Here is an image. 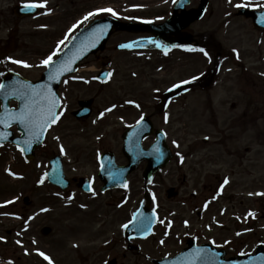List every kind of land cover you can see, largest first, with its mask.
Segmentation results:
<instances>
[{"label": "rangeland", "instance_id": "374dc122", "mask_svg": "<svg viewBox=\"0 0 264 264\" xmlns=\"http://www.w3.org/2000/svg\"><path fill=\"white\" fill-rule=\"evenodd\" d=\"M37 1L42 2V0ZM150 1L156 2L154 11L157 14L163 13L168 7L163 4H169L171 0H47L51 17L41 14L35 19L21 20L19 36H24V43L17 41L16 37L10 41V51H15L11 52V55L27 62L31 67L16 64L12 68L31 80L39 79L46 67L42 61L52 54L50 53L52 48L56 50L63 46L72 32L83 26L84 17L88 13H98L99 9L111 8L117 13L116 16L127 17L132 11L142 8L134 13L144 16L150 10L145 2ZM160 1H168V3H158ZM15 2L16 0H10L8 3L0 0V4H3L2 10L9 16V30L13 28V23L17 24L19 21L11 11V5ZM136 2L139 4H132ZM241 2L242 0H231V3L229 0H211L208 14L196 27L201 32L203 46L210 44L213 38V54L208 50L209 56L202 55L198 68H185L187 74L184 76L198 70L201 72V85L192 89V98H189L193 102L196 101L194 98H198L200 102L190 106L187 104L189 111L184 114L177 112V115L172 116L176 126L172 127L169 133V143L181 157L175 158L174 163L169 167V176L165 181L163 180L164 182L157 179L149 185L150 193L153 195V207L158 212L163 211V214L153 236L134 242L138 250H128L126 241L120 234V224L117 222L127 220L130 211L138 208L141 203L144 196V179L140 174L131 177V187L127 193L114 192L102 195L94 204L91 213H88L90 210L83 211L76 208L62 213L66 207L60 204L65 200L61 198L63 201H60L55 196L51 197L50 193L53 191L46 187L47 185L36 186L40 177L46 173L49 160L54 154H63L65 168L71 177L95 172L96 161L100 153L106 149L120 154L122 148L119 136L91 137L71 116V109L76 107L77 98L92 96L98 89L96 83L85 87L83 84H70L71 80L64 82L61 92L64 104L62 119L49 132L46 144L37 150L35 160L26 162L22 153L10 144L0 148V202L13 203L15 200V204L9 203L7 207L10 213L18 210L20 213H27L28 216L33 215L31 224L37 226L27 235L37 234L40 244H36V247L48 248L54 238L53 235L45 236L42 233L44 225L54 227L63 224L75 225L70 241H89L92 243L87 252L102 251L99 262H96L97 255L93 254L91 257L93 263L89 264H101L102 259L108 260L114 257L119 263L124 264H153L150 258H162L180 251L184 246L183 236L191 232L198 233L204 241L231 240L237 246L242 242H258L259 239H264V195H257L264 193V56L262 55L264 36L262 40V34L253 28L250 19L236 15L238 8L235 5ZM243 2H247L250 8H258L256 5L264 4V0H243ZM122 38L118 36L113 41ZM62 40L64 44L59 43ZM234 49L236 51H233ZM109 54L119 59L116 66L113 63L114 76L106 86V91L98 94L100 97L96 100L97 104L112 103L122 97L129 86L126 75L131 72L126 66L134 58L131 55L120 56L109 47L98 63ZM93 58L94 56L89 61ZM190 61L192 60L190 59L188 63ZM91 75L92 72L86 74L88 78ZM177 79L170 80L168 85ZM184 124L188 125L185 130ZM206 137L209 138L207 142L204 141ZM61 146L64 152H61ZM186 151L197 152V155L189 161L203 160L201 168L195 169L202 171L199 181L197 185L191 183L189 188L188 183L184 184L183 176L184 173L188 176H196L191 173L194 167L191 162H188L183 170L178 166V160L182 159ZM201 152L209 154L208 157L201 159ZM241 155L244 157L243 161ZM77 161L80 163H76ZM226 172L229 173L227 176L231 180L227 194H245V201H238L239 204L233 203L232 207L221 199V205H227L223 209L224 216H220V212L215 210L198 217L196 212H193V204H188L186 209H183L184 201L181 197L189 195L194 187L198 192H203L204 184L213 185L215 189ZM14 174L21 176V179H16L12 176ZM166 174L165 172L164 175ZM211 174L213 178L209 177ZM172 187L179 188V197L169 196L168 189ZM125 194L127 195L123 204L125 206L122 205L117 212L116 204ZM131 194H133L132 198H130ZM25 196L31 197V204L24 203ZM226 196L223 198L226 199ZM54 201L58 204H53ZM45 204L50 205V210L41 215L40 207ZM97 212L102 219L97 216ZM250 213L254 215H249ZM218 215L219 219H217ZM230 217L231 219L224 226L223 223H214L213 226L211 224L212 220L215 222ZM184 219L194 220L192 231L185 230L182 224ZM5 224H16V222L9 219ZM167 230H171L168 235ZM76 231L79 233L77 234ZM117 236L119 238L111 245H106L107 239ZM28 245L31 248V257H35L33 251L36 247L27 242L26 247ZM82 251L83 249L79 254L80 257ZM0 252L5 256H13V253L22 256V249L12 243L1 247ZM24 260L27 264L32 262L30 258ZM77 261L78 264H83L81 259Z\"/></svg>", "mask_w": 264, "mask_h": 264}, {"label": "flooded vegetation", "instance_id": "af4514ba", "mask_svg": "<svg viewBox=\"0 0 264 264\" xmlns=\"http://www.w3.org/2000/svg\"><path fill=\"white\" fill-rule=\"evenodd\" d=\"M6 3H8L10 0H4ZM12 1V0H11ZM23 1V2H22ZM27 1L30 0H16L17 4H28ZM148 4L149 11L145 17H132V18H125L126 21L131 22H151L155 24H162L165 21L170 18V16L173 13V5L175 4H163L165 6H168L166 9H164L163 13H157L154 11V4L155 1L145 2ZM158 3H167L164 1H160ZM198 0H191V4L189 8L197 7L199 4ZM5 4V3H4ZM11 5V11L14 13L15 16V5ZM132 4H139V3H132ZM15 6V7H14ZM3 4H0V71H3L5 69V66L1 64V61H5L6 57L10 55V41L13 40L15 37L17 38V41L20 40V42H23L24 36H19L20 33V21L25 19H31V18H17L19 21L16 23H13V28L9 30V16L5 14V12L2 10ZM42 10V9H41ZM155 13V14H154ZM200 24V21L192 23L187 29H184L181 31L179 35L173 34L171 37L173 38V43H177L180 45V47H175L171 49V51H164L161 49H139V50H121L119 49V44L123 42H127L133 39L138 38H147V37H153L152 34L146 33V34H135V33H129V32H116L112 35L110 38L106 49L95 55L93 60L85 62L83 64V71L86 73L95 72L94 80H88L83 81V85L86 87V85H92L93 83H96L98 86L97 91L89 97H82L77 98L76 105L77 107L72 109L71 112L78 109V105L81 100H93L92 101V115L89 119L80 122L83 125H85V133L89 136H120L122 137L128 130L134 128L137 126L142 120L147 119L146 127H153V133H150L149 138L145 140L144 146L145 148H148L152 142L153 138L156 136L157 131L161 130L164 131L167 135L170 133L172 127L176 126V121L173 120L172 116L177 115V112L180 114H184L185 112L189 111L190 108H187V104L191 105L193 103H199L200 100L198 98H194L196 101H191V92L193 88H196L197 86L201 85V72L200 70L193 72L192 74H189L187 76H184L187 74V71H185V68H198L200 66V59L202 57V52L199 49H202L203 41H202V35L200 30H197L196 27ZM262 34V40L264 36V31H259ZM189 34L187 40L185 36ZM24 35V34H23ZM122 36L123 38L120 40H114L115 37ZM181 41V43H179ZM210 44L208 45L210 50L213 54V38L210 40ZM264 41V40H263ZM21 45V44H20ZM22 46V45H21ZM112 47V50L114 53L120 55V56H132L134 59L130 61V64L126 66V68H129L130 74L126 75V78L128 79L127 82L129 83L128 90L124 91L123 96L118 98L117 100L113 101L112 103L107 104H97L96 100H99L100 95L106 90V86L110 84L111 81H98L97 76L102 72L104 69L108 68L110 72L113 74L115 72V66L117 65V60L119 57L113 56L112 54H109L104 59L101 60V63H98L100 58L104 56V54L107 52L108 48ZM196 49L194 51H189L188 49ZM15 51H13L14 53ZM211 54V56H212ZM262 55L264 56V51H262ZM213 58V56H212ZM190 63H188L189 60ZM94 63V64H93ZM108 66V67H106ZM112 76V75H111ZM193 77H196L197 79L193 80ZM177 80L171 82L168 85V82L172 79ZM162 80V81H161ZM192 81L189 84H183V81ZM213 81V77L211 79V82ZM79 85L81 83L77 82ZM181 84L180 88H174V85ZM74 87H71V89ZM89 89V87L87 88ZM170 89H172L170 91ZM184 99L186 101H184ZM132 103H129V102ZM136 105H139L137 107ZM108 109H111V111H107ZM103 114V115H102ZM141 117L143 119L141 120ZM185 125V124H184ZM180 128V127H179ZM188 128V125H185L184 130ZM206 151V149H204ZM203 151V152H204ZM202 156H200L201 159H206L209 154L202 153ZM241 160H244L243 155L240 156ZM203 162H195L193 165L192 173L196 174L195 177L191 179V176L187 177L186 173H184V184L188 182V188L190 184L193 182L194 185H197L200 175L202 174L201 169V163ZM76 163H80V161H77ZM186 164L187 162H181V164ZM121 164V163H120ZM146 162H143L140 164L139 169L136 171V174L143 173L144 168L146 167ZM170 166L162 170L161 172L157 173L155 176L156 178H162V180H166L169 176ZM167 173L164 175V173ZM227 173V172H226ZM209 177L213 178V174H211ZM81 177H72V184L70 187V190H73V193L69 192H62L63 195H73V196H85L86 194L82 192L79 189L80 179ZM97 179V178H96ZM91 182L92 187H97L98 183L94 178H89ZM100 181V180H99ZM163 181V182H164ZM175 188V187H174ZM203 192H193V190H196L195 187L190 192L189 195H185L181 197L182 201H184V210L186 209V205L193 204L194 210L193 212H197V216H203V213H208L209 211L213 212L215 210H218L220 212V216H224L225 214H222L224 207H227V205H221L222 200H225L226 203H229L232 207L234 206L233 203H238V201L243 202L245 201V194H221L216 189H213L212 186H208L207 184H204ZM119 190V189H116ZM114 190V191H116ZM169 196L179 197L180 196V190L179 188H175L172 190V193L169 194ZM226 196V199L223 198ZM195 202V203H192ZM186 202V203H185ZM239 204V203H238ZM69 206L62 210V213L68 212ZM213 213H211V216ZM219 215L217 216V219H219ZM230 218L226 219H220L216 220V223H223L226 224ZM187 219H185L186 221ZM0 221H8V216L4 213L0 215ZM238 221V220H237ZM194 223V220H190L188 226L185 228L186 231H192L193 228L192 225ZM206 224V223H205ZM212 226L214 225L213 220L211 221ZM36 226H21L18 225L14 229H9L4 224L0 223V248L4 245L7 246V239L9 241V237L17 236L15 234V231L19 234L20 230L25 231L27 233L33 232V229ZM40 226H38L39 229ZM75 225L74 224H63L60 226H54L51 228V230L48 232V234H45V236L53 235V239L51 240V243L49 244L48 248L46 246L41 247L38 251L45 253L47 256L51 258L53 261V264H78L79 259L82 260L83 264H89L93 263V260H91V257L93 254L97 255L96 262H99V257L102 254V251H89L87 250L90 247V244L92 242L89 241H70V235H73V230ZM77 234L79 231H76ZM192 238L199 239L198 233H190ZM187 235V234H186ZM27 237V236H26ZM5 239V241L3 240ZM187 239V236H186ZM19 241V247L25 248L26 241L22 236H18ZM30 243V242H29ZM264 241L259 240L258 242H242L241 247L234 245L229 240L227 241H216L213 240V244L218 247V249L223 250L225 253V257H237L244 254H250L253 253L258 245L263 244ZM54 245V246H51ZM18 247V248H19ZM82 251V257L79 256V254ZM1 253V252H0ZM36 254L35 257H31L30 253L25 254V251L22 250V256L20 254L18 255L17 261L14 260V264H27V262L24 260L26 258H30L32 262L28 264H48V261L45 260L42 256L39 254ZM3 259V262L8 260V256H5L3 253H1L0 256ZM114 259H117L116 257ZM118 260V259H117ZM104 260L100 263H102Z\"/></svg>", "mask_w": 264, "mask_h": 264}, {"label": "water", "instance_id": "95a60500", "mask_svg": "<svg viewBox=\"0 0 264 264\" xmlns=\"http://www.w3.org/2000/svg\"><path fill=\"white\" fill-rule=\"evenodd\" d=\"M209 0H201V5L199 6L198 9H195L191 12L188 13V20L186 22H182L180 27H184L188 25L190 22L194 21L197 18H200L204 15L205 10L207 8ZM240 13L246 14V15H251L253 17V22L256 27H261V25H264V12L263 13H258V12H252L249 10H240ZM178 17H175L173 21H170V23H177L178 22ZM107 26V27H105ZM134 25L129 24V23H121L115 19L112 18H105L103 20H98L95 22L90 27H87L83 30H80L72 39V41L69 43V45L61 52L60 57L55 63L51 66H48V70L43 74L42 80L40 82H30L23 77L14 74V73H8L5 78L3 84L6 86L5 89L1 90V96L4 99V108L3 112L0 114V119H5L8 115H14L20 111V109L24 105V101L18 96L12 94L13 89H16L18 91H23L29 86L31 88H38L40 85H50L52 92L55 93V96H57V88L62 80V78L71 73L74 72L78 63L85 57L89 56L92 53H96L97 51L104 49L105 44L107 39L109 38V35L112 31L113 28L117 30H131L133 29ZM136 28V26H134ZM103 29V31H101ZM156 32L161 36L164 31L160 30L159 28L156 29ZM144 45V44H143ZM71 68L72 71H64L62 75H60L56 80H49V74H54L58 68ZM14 98L19 100L20 105L19 108L16 111H10L8 108V103L9 101ZM59 99V98H58ZM58 110V108H57ZM87 112H84L86 114ZM18 123L15 120H12L11 123L8 126H5L4 123H0V134H5V133H10V135H7L6 138L0 139V142H6V141H11L16 144L22 145L28 154L27 158L31 159L34 156V150L35 148L42 143V140L44 138V135L40 138L38 142H33L31 147L29 148L28 145L24 143L26 139H28V136L26 135V129L18 123L20 131L23 132V135L21 137H17L12 139L13 133L8 131L9 126ZM46 132V131H45ZM135 137L133 135H130L127 137L130 140H133ZM142 137L138 138L139 144H138V150L136 147L131 148L130 145H127L125 148V152L129 157L130 160V165L125 167L124 169H121V179L123 180L127 174H129L131 171H133L136 167V164L133 160L136 159V153L140 152L143 153V150L140 147V141ZM154 150L148 155L149 159V165L148 168L145 172V178H148L149 175L163 167L164 165L167 164L171 157V152L170 149L165 141L164 138H161L158 140V142L155 144ZM108 168V165H107ZM109 169V168H108ZM63 173L62 171H59L56 169L54 171L53 176L51 177L52 181L55 183L62 182ZM144 215L143 219L139 223L141 226V229H143L147 223H148V217L147 214L149 213V210L144 206ZM205 261L200 262V264H212L209 262V258H206L204 255L202 257ZM251 258L250 260H252ZM168 260H163V261H157L159 264H168ZM263 264V263H262Z\"/></svg>", "mask_w": 264, "mask_h": 264}, {"label": "snow or ice", "instance_id": "6c2138e0", "mask_svg": "<svg viewBox=\"0 0 264 264\" xmlns=\"http://www.w3.org/2000/svg\"><path fill=\"white\" fill-rule=\"evenodd\" d=\"M231 3V0H229ZM173 3H177V0H173ZM249 4L247 2L237 3L235 5L236 8H243L248 7ZM26 9L32 10V9H45L47 8V0H42V2L39 3H29L25 5ZM258 8H264V4L262 5H256ZM98 12H108L111 13V15L116 16L117 13L111 9V8H102L97 10ZM95 12L88 13L87 16L84 17V20H87L89 17L96 15ZM264 22V21H262ZM75 27V26H74ZM107 27V26H105ZM103 31V29H101ZM60 44H64V41H60ZM158 43V42H155ZM132 45H121L122 48L131 47ZM159 46V44H158ZM189 51H194L196 49H188ZM201 52L204 53L205 56H208V53L204 49H199ZM60 51L59 47L51 54L49 55L45 60L42 61V64L45 66H51L55 63L53 60V57L57 55V53ZM233 51H236L235 49ZM237 59L239 58V53L237 52ZM10 60L12 58H9ZM13 63L21 64L24 67H31L27 62L21 61V60H12ZM64 71H72L71 68L63 67L58 68L57 71L54 74H49V80H56L60 75L63 74ZM109 77L112 75V73L107 74ZM197 79L196 77H193V80ZM192 81H183V84H189ZM4 84H0V90L5 89ZM181 84L174 85V88H180ZM172 89H170L171 91ZM12 94L18 95L23 101L24 105L20 109V111L14 115H8L5 119H0V123H4L5 126H8L12 120L17 121L19 124H21L26 129V135L28 136V139L24 141L26 145L30 148L33 142H38L40 138L44 135L45 131L52 127L54 124H56L59 120V117L62 115L61 112L57 111V108L59 107L60 101L55 96V93L52 92V89L50 85H40L38 88H29L18 91L16 89H13ZM129 103H132L131 101ZM139 107V105H136ZM107 111H111V109H108ZM103 115V114H102ZM143 117H141V120ZM7 135H10V133L0 134V139L6 138ZM58 139V137H57ZM178 146V145H177ZM21 151H25V149H21ZM61 152H64L63 146H61ZM47 175V174H45ZM41 183L44 181L41 180ZM224 185H227L229 181L227 179L224 180ZM223 190V186L221 187V191ZM257 195H264V193H257ZM8 203H12V201H9ZM41 211H47V209H42ZM249 215H254L250 213ZM124 228H127L128 225L125 224L123 226ZM2 239V238H0ZM19 243V241H17ZM163 243V241H161ZM40 256H42L45 260L48 261V264H53V261L49 256H47L43 252L38 253Z\"/></svg>", "mask_w": 264, "mask_h": 264}]
</instances>
